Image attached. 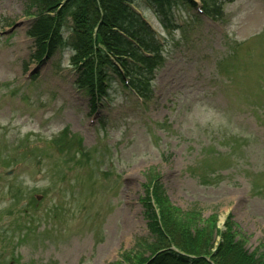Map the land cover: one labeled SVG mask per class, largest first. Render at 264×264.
Returning a JSON list of instances; mask_svg holds the SVG:
<instances>
[{"label": "rangeland", "instance_id": "obj_1", "mask_svg": "<svg viewBox=\"0 0 264 264\" xmlns=\"http://www.w3.org/2000/svg\"><path fill=\"white\" fill-rule=\"evenodd\" d=\"M215 1L214 20L174 8L175 30L137 8L164 40L149 98L112 81L98 120L68 40L38 64L24 31L0 36V264H138L164 246L142 204L151 174L174 211L214 221L209 244L229 216L235 240L264 254V0ZM30 5L0 0V31L29 28ZM26 65H39L29 81Z\"/></svg>", "mask_w": 264, "mask_h": 264}, {"label": "trees", "instance_id": "obj_2", "mask_svg": "<svg viewBox=\"0 0 264 264\" xmlns=\"http://www.w3.org/2000/svg\"><path fill=\"white\" fill-rule=\"evenodd\" d=\"M39 12L33 26V36L40 46L39 54L53 50L56 39H59L60 27L65 17L72 20V35L76 48V63L80 72V82L92 93L94 90L103 92L107 68H115L110 57L122 66L134 72L137 90L145 92L146 81L150 79L159 61V48L151 32L139 20L132 10L133 0H36ZM160 12L178 0H149ZM189 2L191 0H180ZM207 11L213 5L212 0H200ZM163 14V13H162ZM122 31L133 41L119 34ZM140 48L157 52L154 58H145ZM131 56L140 61L141 68L128 64L123 57ZM130 66V68H129ZM138 81H136V80ZM135 84V83H134ZM156 204L159 208V220L149 201L145 203L149 228L162 240L163 247L156 252L146 264H264V254L255 257L248 253L239 240H235L230 227L229 218L226 222V232L221 242L211 252L210 239L213 236L214 221H205L201 227L188 214H178L177 209L169 206L160 194L159 185L153 190ZM210 225H212L210 227ZM158 245H161L158 242ZM172 246L175 250L170 249Z\"/></svg>", "mask_w": 264, "mask_h": 264}]
</instances>
